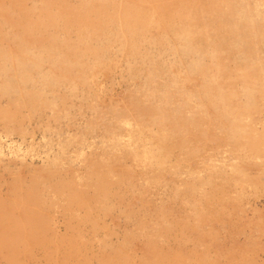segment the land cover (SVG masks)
Segmentation results:
<instances>
[{"label": "rangeland", "instance_id": "obj_1", "mask_svg": "<svg viewBox=\"0 0 264 264\" xmlns=\"http://www.w3.org/2000/svg\"><path fill=\"white\" fill-rule=\"evenodd\" d=\"M95 1L0 0V51L14 50L18 58L15 51L32 48L29 35L18 39L16 23L63 14V21L45 24L40 37H34L48 45L55 40L67 49L68 57L74 52L83 62L68 69V80L61 77L63 67L50 61L35 70L25 66L22 80L14 75V66L0 74L14 84L0 92V264H264V179L247 158L254 155L251 162L264 161V109L257 105L258 110L240 119L243 127L254 128L251 139L259 147L253 149L243 147L248 139H229L222 132L223 123L216 121L203 137L201 125L209 121L206 108L191 112L195 116L186 141L180 142L181 131L176 133L171 167L152 182L153 172L135 167L131 149L118 138L125 133L124 119L131 125L143 117L146 122L155 111L154 101L146 99H153L150 96L160 88L156 79L168 77L165 66L154 65L148 74L147 67L133 59V68H128L117 39L113 44L103 33L80 28L76 19H83L85 27H98L97 16L111 10L108 4L102 13L86 11L90 7L84 5ZM147 46L144 43L141 50ZM96 50L102 51L100 61ZM91 61L102 68L96 78L87 69ZM88 65L94 67L95 62ZM50 66L60 79L53 83L42 76ZM149 76L155 79L150 84ZM70 80L76 85L73 90L67 85ZM193 86L187 87L194 90ZM186 108L179 109L181 120L189 116ZM148 126V131H157L156 123ZM207 179L213 180L210 186Z\"/></svg>", "mask_w": 264, "mask_h": 264}, {"label": "bare ground", "instance_id": "obj_2", "mask_svg": "<svg viewBox=\"0 0 264 264\" xmlns=\"http://www.w3.org/2000/svg\"><path fill=\"white\" fill-rule=\"evenodd\" d=\"M108 4H111V10L105 12L103 8ZM84 6L90 7L86 11L98 9L99 12L102 13L103 10V15L99 14L97 16L98 27H85L86 23L83 19H76L80 28L83 27L82 29L84 31L92 29L96 31L97 34L103 33L107 41L111 43L114 42L113 44H115V40L117 39V49L121 52V55L126 57V66L128 68H133V66L131 67V60L133 59L140 60L142 63L141 67L148 68L145 69L148 74L153 70L154 65L158 66L164 64L165 66L164 73L167 75L162 73L161 76H168L166 77L167 79H163L164 77L156 79L161 83V86L155 93L156 95L154 94L155 96H153V94L150 96L153 99H146L147 102L154 101V103L151 104L155 111H152V113L150 112L146 122L143 120L146 118L143 117L140 121H136L131 125L129 123L130 120L127 122L128 119H124L122 122L126 124V127H124V125L122 126L124 127L125 133L118 138L119 142L127 145L128 151L131 149L130 159L133 161L135 167L140 166V169L153 172L154 177L151 178L152 182L160 180V176L169 169L170 165L168 164L171 159L175 158L176 139L174 136L176 133L181 131L182 138H180V142H185V138L188 135L187 128L192 127L190 125V122L193 120L192 118L204 108H206L205 112L209 121L205 123L201 121V127L204 125L203 130L200 131L203 137L209 136V132L206 131H209L210 123L216 121L217 123L219 122V125L223 123L222 132L225 130V133L229 135V139L233 138L236 140L235 143L238 141L242 143V141L239 140V138L242 137L244 142H246V139L249 140L244 143L243 147H249L250 149L259 147L254 144L251 139L252 133H255L253 126L244 125L243 127L240 119L244 114L246 115L247 113L258 110L257 105L261 106L260 109H264V0H96ZM66 16L67 15L62 14L59 15V17L52 16L50 18L48 14H46L45 19H38L36 22H31L29 19L25 18V21H22L23 23H13L15 24L14 26L19 28V30H17L20 34L18 39L22 38L24 40V36L27 35H29L27 37H30V39L32 38V48H25V50L20 48L18 51H15L19 53L18 58L15 56L14 50L7 52L0 51V74L4 75V73L7 72L6 68H13L12 66H14L18 70V72L15 70L14 75L22 80L25 76V66H29L35 70L40 67L42 62L50 61L52 63L51 65L63 67V69H61L63 70L61 77L64 80H68V69H72L76 63L80 64L81 62L83 64L81 61L82 57L80 58L79 55L74 52H72L74 57H68V54L65 52L67 49L62 46V44L59 46V44L54 43L56 42L55 40H52L53 43L48 45V43H43L45 39L39 38V29L46 27L44 26L45 24H51L58 18L63 21ZM6 18L7 17H4V20H7ZM34 35H38L39 40H37V38L35 39ZM2 36L4 35H1V39H3ZM5 36L7 35L5 34ZM144 43L146 46H149L141 50ZM141 44L142 47L140 48ZM63 52L65 58L60 57L63 55ZM95 52L96 54H94V56H96V61H100L98 54H101L102 51L96 50ZM96 61L87 62V69L95 75V78L102 70V68L100 69V64L98 62L96 63ZM92 62H95L94 67L88 65ZM115 62V58L111 59V63ZM95 67L99 70L97 71ZM65 69L66 72L64 71ZM53 72L54 69L50 66L49 70L42 74L44 77L43 80L53 83L51 81L59 79ZM1 76L0 92L4 93L10 90L13 83L9 80L7 81L6 78H1ZM197 80V85L199 87L195 84ZM13 81H15V79ZM152 81H155V79L150 77L146 83L150 84ZM68 83L67 85L71 88L70 90H73L76 86L74 82L70 80ZM191 84L194 85V90L188 89L187 86ZM92 85H94V83ZM99 87L102 88V86ZM175 88H177V90H175ZM98 90H100V88H98ZM177 94H182V96L179 100L176 99V101H174ZM239 94L242 96L241 99H237ZM189 101L192 104L188 103ZM174 104H176V109L173 110V112L176 114L168 111V108L172 107ZM182 105L187 107L186 110L189 116H186L187 119L182 118L181 120L179 115L182 113H180L179 109ZM191 112L195 114L193 115ZM262 113L261 111L260 116ZM134 119L136 118L134 117ZM149 123L150 125L152 123L157 124L156 132L153 131L152 133L147 130ZM199 123L200 120L196 122V124ZM108 124H110V122ZM260 138H262V143L264 144V126L260 130ZM62 146H65V144ZM60 150L61 149H59V151ZM227 151H225V153ZM81 153L83 154V152ZM84 155H86L87 158L89 157L87 153ZM116 155L117 154L111 156ZM254 157V155H249L247 158L252 161ZM251 161H248L249 165L252 168L256 167L260 173V179H264V161H260V163H253ZM203 163L209 164L210 162L205 160ZM242 165V167L246 166H244V164ZM247 168L248 166L243 168V170ZM241 170L242 169H239L240 172H242ZM207 171L209 170L207 169ZM182 175L183 174H181V176ZM241 175L245 178L248 174L243 171ZM181 176L179 175L178 178ZM151 179L149 178L148 181H151ZM144 180L145 179H143V181ZM207 181V184L209 183L210 186L213 180L207 179ZM240 185L241 184H239V186ZM207 195L208 192L204 195V198H206ZM196 203H198V201ZM197 205H199V203Z\"/></svg>", "mask_w": 264, "mask_h": 264}]
</instances>
